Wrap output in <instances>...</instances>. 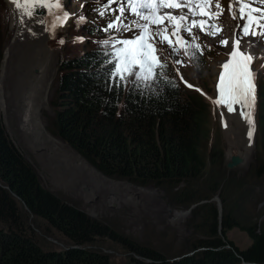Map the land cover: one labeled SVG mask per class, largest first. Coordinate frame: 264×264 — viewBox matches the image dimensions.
<instances>
[{"label":"rangeland","instance_id":"1","mask_svg":"<svg viewBox=\"0 0 264 264\" xmlns=\"http://www.w3.org/2000/svg\"><path fill=\"white\" fill-rule=\"evenodd\" d=\"M82 1L84 4L81 8ZM20 2L23 3V0ZM102 2L99 4L103 5ZM96 4L98 3L90 0H64L63 9L70 14L69 19L67 23L61 26L62 30H58V39L49 40V29L52 28L54 32L57 29L53 28V24L49 21L46 26L43 25L45 23L40 20L42 15H39L42 13L41 10L37 11L36 20L28 16H21L23 22H21L20 30L18 22L16 25L13 24L15 9L8 1L0 0V41H3L0 44V84L2 85L1 92L4 100V104H0V115L4 129L11 142L33 167L40 184L44 188L57 195L64 202L82 210L89 217L98 220L109 229L103 237L96 236L94 241L90 243L74 244L73 241L64 237L59 229L52 226L48 227L43 219L34 217L22 203H19L27 211L22 217L26 222L25 224L30 226L29 233L34 237L36 243L44 249L43 251H58L77 247L82 250L106 254L110 257L112 264H127L129 257L135 255L134 250L131 251L125 244L124 240L127 239L123 238L122 234L136 241L139 247L157 250L170 261L179 259V257L191 256L195 251H198L199 248L190 251L192 244L198 240L214 238L211 237V232L208 230V227L212 225H216L217 237L225 243L230 242L240 249L246 248L251 243L249 230L254 229L255 225L258 226L259 224L264 229V176L258 175L259 170L264 167V158L261 156L262 152L258 142V128L255 145H246L251 150L250 152H243L247 159L238 155L243 159L241 163L232 166L227 165L230 162L228 154L230 155L238 140L236 134L238 124L233 118L223 116L222 112L220 113V106L213 102L217 98L218 79L223 73L222 66L224 61L229 60L228 54L232 47L234 34L240 33L242 35V48L254 57L253 61L258 69V78L264 80V37L243 36L240 30L238 31L234 27L237 25L236 22L241 25L244 21L232 20L234 23L230 21L225 23L222 29L228 27V31L222 33V30V34L218 35L221 38L217 42V34L215 36L206 34L211 29H206V32L198 35L185 37L184 40L188 43L193 42L192 36H197L198 39L194 43H202L201 45L205 47V50L199 54L202 56L203 62H198L197 67L193 65V53H188L190 58L186 59L183 56V60L180 61L177 55L174 56L173 48L169 47L167 43L159 44L160 47L156 45L157 48L162 49L158 55L161 62L165 64L164 70L160 72L165 71L169 75L168 79L175 84L181 83L180 78L184 80V84L177 85L183 92V94L180 93L182 95L187 93L186 90L197 91L196 89H199L200 91L197 92L202 96L206 105L204 113L207 116V123L203 139V152H205L207 164L203 171L205 173L204 178L208 183L203 181L202 174L201 178L194 181L199 186L191 185V188L198 192H204L203 190L215 191L206 202L210 201L215 204L217 208L216 219L213 215L209 216L207 211L205 213L200 210L194 213L193 208L188 212V215L182 216V218L178 216L177 213L180 210L185 211L190 208V206L179 204V196L187 184L181 183L177 187H156L154 185H139L140 187H137L138 185L129 181H121L106 176L93 167L101 176L107 177L110 181L121 184H128L129 182L128 185L136 189H124L112 193L104 188H99L101 186L98 185L90 186L78 171L73 170L65 158L58 159L60 165L48 164L42 155L38 156L34 153L38 152V149L33 150V152L27 147L24 142L25 136L18 128L19 116L16 112V100L26 91L25 89L37 94L39 92L47 93L46 107L41 109L40 115L47 130L52 129L60 102V94L57 88L60 86L59 78L62 74L61 62L88 51L101 50L103 45L98 42L108 38L114 31H104L103 29L108 21L116 15L108 11L104 16H100L97 8H93ZM85 6L86 9H84ZM87 15L90 17L84 23H89L95 27L87 33L90 34L89 37L85 35L89 25L85 27L83 22L77 23L80 16L86 17ZM103 35L107 37H102ZM225 36L227 46H223L221 43L225 40L223 38ZM76 37H83L84 39L80 41L76 40ZM61 38L64 39V43L59 42ZM249 40L258 41L261 44L260 47L258 44L253 47L257 53H254L251 48L253 42L247 43ZM40 75H46L44 77L49 78L48 85L45 82L43 89H41L39 82L46 80V78L40 79ZM133 80L134 77L130 76L123 84L127 86L130 83L145 82L148 84L149 82V80L135 82ZM49 84L52 86L49 87ZM188 85H192V87ZM47 89L48 92H46ZM48 132L52 134L50 130ZM52 136L55 137L53 134ZM247 141L250 140L247 138ZM62 144L74 151L66 142L63 141ZM214 150H220L221 155L219 159L211 160L210 153ZM75 153L78 154L77 151ZM53 155L55 156V154ZM80 157L84 158L82 155ZM84 159L91 166L88 160ZM62 165H65L66 168H63ZM148 191L152 193L147 194ZM214 197L218 200H214ZM218 201L222 202L221 206L217 205ZM226 212L231 217L229 222L223 221ZM2 227L4 224L0 221V228ZM113 231L121 235L124 240L114 236L111 233ZM258 231L259 228H255V232L259 234ZM224 247L229 248L230 245L227 244ZM135 257L139 256L135 255Z\"/></svg>","mask_w":264,"mask_h":264},{"label":"trees","instance_id":"2","mask_svg":"<svg viewBox=\"0 0 264 264\" xmlns=\"http://www.w3.org/2000/svg\"><path fill=\"white\" fill-rule=\"evenodd\" d=\"M193 59L196 66L203 62L202 57ZM60 69L59 108L49 129L56 138H61L106 176L129 181L137 187L187 184L179 196L182 206L211 198L215 191L198 192L191 188L199 186L194 181L202 174L203 181L208 183L203 171L207 164L203 152L206 105L199 92L186 90L182 95L172 81L158 76L148 84L126 86L120 82L117 86V80L108 75L111 65L101 61L96 51L65 59ZM258 109V142L264 158V83ZM210 154L211 160H215L221 152L214 150ZM259 174L264 176V167ZM19 203L34 217L43 219L48 227L59 229L74 244L90 243L109 230L40 184L33 167L9 139L0 115V221L4 224L0 228V264L113 263L106 254L77 247L43 251L29 233L30 226L22 217L27 211ZM200 210L216 219L214 203H200L192 211ZM230 220L226 212L223 221ZM257 227L259 234L255 232ZM255 228L248 232L251 243L240 249L217 237L216 225H212L208 230L214 238L198 240L190 250L199 248L198 251L172 261L153 248L139 247L123 234L127 240L114 231L111 233L139 256L129 257L127 264H264V229L260 224ZM227 244L229 248L224 247Z\"/></svg>","mask_w":264,"mask_h":264},{"label":"snow or ice","instance_id":"3","mask_svg":"<svg viewBox=\"0 0 264 264\" xmlns=\"http://www.w3.org/2000/svg\"><path fill=\"white\" fill-rule=\"evenodd\" d=\"M17 9H22L21 16H28L33 20L37 19V11L47 9L55 18L56 24L52 27L63 26L67 23L70 14L63 9L62 0H12ZM260 5H264V0H258ZM257 0H229L228 11L232 19H240L243 24L237 25V28L243 36H261L264 37V6H255ZM116 4L117 8L112 9V5ZM83 7V6H82ZM215 7L216 11H212ZM168 9H184L192 17L200 16L208 19H192L189 21V15L175 16L171 12H163ZM53 9L61 10L59 15ZM103 9V10H101ZM100 16H104L108 11H116L119 14L111 18L104 31L115 30L117 32L134 31L132 38L117 40L115 37H108L99 41L101 45L108 46L111 44L115 48L116 44L122 45L115 49L114 55L105 52V55L112 56L113 69L109 71L110 78L117 80V86L120 82H125L128 77H134L135 81H148L155 79L156 69L163 70L165 64L161 62L158 53L162 51L156 47L157 43L167 45L178 49L175 45L186 46L187 41L180 35L181 31L192 35L193 28H199L208 35L215 36L223 29L217 24H209L208 20H218L223 15L224 7L220 0H106L103 5L97 4ZM135 16L137 19L128 20L127 17ZM84 16H80L78 24L85 21ZM143 21V23H141ZM167 21V24H165ZM23 22V21H21ZM153 26H156L155 28ZM171 27V32L169 31ZM171 37H175V45ZM76 40L82 41L83 37H76ZM193 41L197 40V36H192ZM60 43H64L61 38ZM240 36L234 41L233 51L229 54L230 59L223 64V73L218 79L217 92L218 96L213 101L217 106H224L228 112L236 111L235 105H240L246 109L241 115L255 127L253 112L256 104V87L258 74L252 70L254 57L249 53L240 50ZM223 46H227V41H221ZM199 48V45L194 44ZM192 87V85H188ZM200 91L199 89H196ZM252 131L249 132L251 138Z\"/></svg>","mask_w":264,"mask_h":264},{"label":"bare ground","instance_id":"4","mask_svg":"<svg viewBox=\"0 0 264 264\" xmlns=\"http://www.w3.org/2000/svg\"><path fill=\"white\" fill-rule=\"evenodd\" d=\"M6 1H8L9 4L13 7V9H15L14 10L15 14L13 16V24L16 25L18 22L20 30H21V12H22V9H17L15 4L12 2V0H6ZM62 3H64V0H62ZM255 6L262 7L264 5H260L258 0H257V3ZM41 11H42V13H44V14H41L42 16L40 18L41 22L45 23L43 25L46 26V24H48V21L51 24L57 23L54 20L55 18L53 17V15L47 9H41ZM60 11L61 10H58V9L54 10V12H56V14H58V15H59ZM162 11L163 12H171L175 16L189 15L188 12L177 11V10L168 9V8H165ZM212 11H216V8L213 7ZM192 19L200 20L202 18L200 16L192 17L189 15V20L191 21ZM165 24H167V21H165ZM153 27L155 28L156 26H153ZM55 28L57 29V30H55V32L52 28L49 29V32H48L49 33V40H51V39L54 40L56 38L58 39V37H59L58 30H62V27L57 26ZM226 30L228 31V28H225L222 33H224ZM169 31L171 32V27H169ZM201 33H203V32H196L194 35H198ZM180 35H181V32H180ZM171 38H172L174 45H175V39L176 38L175 37H171ZM219 38H221V37H218L216 39V42ZM223 38H225V40H226V36ZM251 41L253 42L251 45V48H252L254 53H257V52H255L253 47L256 44H258V47H260L261 44L258 43V41H254V40H249V41H247V43L251 42ZM194 44H196V43H194V41H193V42H188L187 45L183 46V47L180 45H175V47L178 50L173 51L174 56L177 55L178 60H180V61L183 60V58H182L183 56L186 57V59L190 58L188 53H193V56L201 58L202 56H199V54L203 52V46L201 45L202 43L196 44V45H199V48L194 47L193 46ZM157 45L159 46V43H157ZM180 48H182V49H180ZM213 48H215V46H213ZM184 51H186L185 54H184ZM226 62H228V61H224V63H226ZM46 65H48V64H46ZM193 65H194V67H197L194 62H193ZM160 71H162V70L156 69L157 73H159ZM222 71H223V68H222ZM44 76H46V75H44ZM44 76L40 75V79H42ZM45 78H46V80H43V81L40 80V82H39V84L41 83V89H43V85L45 82L48 85V82H49L48 79L49 78L47 79V77H44V79ZM50 83H51V81H50ZM47 85H46V87H47ZM50 86H52V85L49 84V87ZM46 87H45V89H46ZM1 90H2V85L0 84V96L2 98V100L0 98V104H4L3 94L1 92ZM25 90L26 91L24 93H22L17 98V100L15 99L16 105H17L16 112L18 113V116H19V118H18L19 119V127H18L19 131L20 130L22 131V135L25 136L24 142L26 143L27 147L31 151L38 149L39 150L38 152H34V151L33 152L35 154H37L38 156L42 155L44 157V159L48 162V164L60 165V161H58V159H61V157L65 158V161L68 162L72 166L73 170L78 171L80 176L83 177V179L87 180V183L90 186L98 185V186H101L99 188H104V189H106L112 193H116V192L122 191L124 189L136 190L133 186L130 187L128 185L129 183L128 184L116 183V182L110 181L109 179H107V177L105 178V176L104 177L101 176L100 173H98L97 170L95 168H93L92 165H91L92 166L91 167L87 163V161H85L84 158L80 157L81 155L79 153L78 154L80 156L75 153L76 152L75 150H74L75 151L74 152L71 149L65 147L62 144L63 143L62 140H60L59 138L56 139L55 137H53L52 134H50L48 132L49 130H47V128L43 122V119L40 115V111H41L40 109H42L43 107H46L45 104H46L47 93L39 92V94H37L31 90L30 91L28 89H25ZM46 92H48V89ZM234 107H235L236 111L228 112L224 106H222V105L220 106V113L222 112L223 116H226L227 118H229V117L233 118L236 121V123L238 124V127L236 126L237 127L236 134H237L238 140L236 141L235 148L233 150H231L230 155L228 154V156L230 157L231 155L236 154V155H241L245 159H247V157L245 156L244 153L250 152L251 148H248L246 145H249V146L255 145L256 111H257V109L255 106V109L253 112V119L255 121V127H254V130H252V125H250L248 123V121L241 115V113L245 112L246 109L242 108L240 105H235ZM1 109H2V105H1ZM250 131H252L251 138H249V132ZM236 134H235V136H236ZM247 138L250 140L249 142L247 141ZM61 141H62V143H61ZM52 153L55 154V156ZM55 159H57V160L55 161ZM62 160H64V159H62ZM62 167L66 168L65 165H62ZM137 191L139 192L140 190H137ZM151 191L153 192V190H151ZM151 191H148L147 194L152 193ZM217 204L219 206H221L222 202L218 201ZM188 214L189 213L185 214L184 216H186Z\"/></svg>","mask_w":264,"mask_h":264},{"label":"clouds","instance_id":"5","mask_svg":"<svg viewBox=\"0 0 264 264\" xmlns=\"http://www.w3.org/2000/svg\"><path fill=\"white\" fill-rule=\"evenodd\" d=\"M101 2H102V0L99 1V3H101ZM102 3H106L105 0H104V2H102ZM228 5H229V3H227V2L223 3V4H222V6L224 7L223 15H221V16L219 17L218 20H208V23H209V24H217V25L221 26L222 28H223V25H224L225 23L227 24L229 21H230L231 23H234V21H232V20H234V19H232V16L230 15V13H229V11H228ZM111 7H112V9H116V8H117V5H116V4H113ZM93 8H97V4H96ZM85 9H86V7H85ZM175 10H177V11H183V12H188L186 8H184V9H175ZM109 12L114 13L113 15H118V14H119L118 12L115 13V11H109ZM88 15H89V14H88ZM88 15L85 17L86 19H88V18L90 17V16H88ZM125 16L127 17V19L125 20V23H127L128 20H135L134 16H129L128 13H125ZM109 18H111V16H109ZM201 18H202V19H208L207 17H201ZM86 19H85V20H86ZM235 20H236V21H242V20H240V19H235ZM189 21H190V20H189ZM85 22H86V21H85ZM141 23H143V21H141ZM236 24L238 25V22H236ZM83 25H85V27H87V26L89 25V27L86 28V33H85V35H87V37H89L90 34H87V33L90 31L91 28H92V30H93V27H94V26H93V25H90L89 23H84V22H83ZM237 25H236L234 28L237 29V30L239 31V29L237 28ZM94 28H95V27H94ZM226 28H228V27H226ZM224 29H225V28H224ZM135 32H136V30H134V31H130V32H124L123 30L117 32V31L114 30V31L109 35V37H115L117 40H122V39H126V38H132V37L135 35ZM196 32H202V31H200L199 28H193V29H192V35H194ZM204 32H206V30H205ZM204 32H203V33H204ZM220 34H221V32H219V33L217 34V36H218V35L220 36ZM181 36H182L183 38H185V37L189 36V34L186 33V32H184V31H181ZM219 36H218V37H219ZM237 36H240V38L242 39V35H241L240 33H238V34H234V35H233V39H232V47H231V50L229 51V54L233 51V44H234V41H235V39L237 38ZM102 37H107V36H106V35H103ZM85 40H87V38H85ZM121 46H122V45H120V44H116V45H115V48H113L112 46H104V45H103V47H102L101 50H99V51H98V50H92V51H96L97 53H99L100 56H101V61H106V63H108L109 65H111V67H112V69H113V62H109V61L112 60V56H110V55H105V52L112 53V54L114 55L115 49H116V48H119V47H121ZM204 50H205V47L203 46V51H204ZM240 50H241L242 52H244V53H247V52L244 51L243 48H242V40H241V42H240ZM88 52H89V51H88ZM85 53H87V52H85ZM85 53L79 54V55L74 56V57H79V56H81V55H83V54H85ZM229 54H228V59H230ZM63 61H64V60H63ZM227 61H229V60H227ZM252 70L255 71V72L258 74V69H257V67H256V63H255L254 61H253V64H252ZM156 76H158V77L161 78V79H167V80H169V79H168V76H169V75H168L167 73H165V71L157 73ZM170 81H172V80H170ZM179 81H180L181 83L184 84V80H183L182 78H180ZM181 83H177V84H175V83L172 82V84H175L176 86H177V85H181ZM256 83H257V87H256V101H257V103L255 104V106H256L257 111H256V130H255V134H257V128H258V113H259V109H258V96H259V92H260V90H261V84L264 83V80H261V79H259V78L257 77V81H256ZM216 94H217V96H218V92H216ZM255 139H256V138H255ZM92 166H93V165H92Z\"/></svg>","mask_w":264,"mask_h":264},{"label":"water","instance_id":"6","mask_svg":"<svg viewBox=\"0 0 264 264\" xmlns=\"http://www.w3.org/2000/svg\"><path fill=\"white\" fill-rule=\"evenodd\" d=\"M41 110V109H40ZM242 158L240 157V156H238V155H236V154H233V155H231L230 156V162H228V164L227 165H229V166H232V165H238L239 163H241L242 162ZM94 167V166H93ZM98 170V169H97ZM99 171V170H98ZM101 173V172H100ZM127 182V181H126ZM129 183V182H128ZM217 198L216 197H214V200H216ZM218 200V199H217ZM204 202H206V200H203V201H201V202H198V203H196V204H193V205H191L190 206V208L188 209V210H185V211H179L177 214H178V216H180V217H182V216H184L185 214H187L190 210H191V208H193V207H195L196 205H198V204H200V203H204ZM219 207V206H218Z\"/></svg>","mask_w":264,"mask_h":264}]
</instances>
